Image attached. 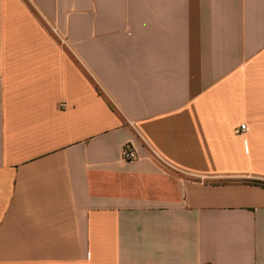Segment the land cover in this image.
Segmentation results:
<instances>
[{
    "label": "crops",
    "instance_id": "1",
    "mask_svg": "<svg viewBox=\"0 0 264 264\" xmlns=\"http://www.w3.org/2000/svg\"><path fill=\"white\" fill-rule=\"evenodd\" d=\"M250 181L264 0H0V264H264Z\"/></svg>",
    "mask_w": 264,
    "mask_h": 264
},
{
    "label": "built area",
    "instance_id": "2",
    "mask_svg": "<svg viewBox=\"0 0 264 264\" xmlns=\"http://www.w3.org/2000/svg\"><path fill=\"white\" fill-rule=\"evenodd\" d=\"M246 130L245 125H240L238 128V132L242 133ZM122 159L124 161H131L136 159V153L135 151L131 148L130 145H124L122 149Z\"/></svg>",
    "mask_w": 264,
    "mask_h": 264
},
{
    "label": "trees",
    "instance_id": "3",
    "mask_svg": "<svg viewBox=\"0 0 264 264\" xmlns=\"http://www.w3.org/2000/svg\"><path fill=\"white\" fill-rule=\"evenodd\" d=\"M248 183L253 185V186H260V187L264 188V182H262V181H250Z\"/></svg>",
    "mask_w": 264,
    "mask_h": 264
}]
</instances>
